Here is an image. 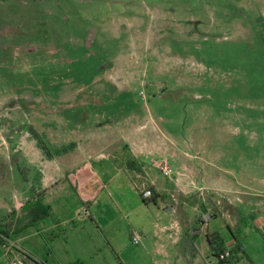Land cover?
Here are the masks:
<instances>
[{"label":"rangeland","instance_id":"1","mask_svg":"<svg viewBox=\"0 0 264 264\" xmlns=\"http://www.w3.org/2000/svg\"><path fill=\"white\" fill-rule=\"evenodd\" d=\"M30 128L52 154L84 134L150 135L147 154L166 158L173 172L164 177L148 160L160 180L180 177L173 155L226 184L217 194L194 190L179 218L159 214L157 203L143 207L132 190L116 199L94 189L93 212L115 214L109 237L92 225L67 241L36 225L12 236V254L0 247V264H31L25 255L46 264H119L123 248L139 264L135 249L152 253L130 243L131 230L156 243V264H214L200 234L197 255H185L200 229L198 211L209 232L234 230L246 255L237 264H264L255 215L238 222L243 190L228 187L235 180L264 188V0H0V151L24 148L26 132L29 149L34 141L45 155ZM102 149L92 144L93 154ZM11 186L0 180V193ZM66 191L52 195L50 215L80 223L82 198Z\"/></svg>","mask_w":264,"mask_h":264},{"label":"crops","instance_id":"2","mask_svg":"<svg viewBox=\"0 0 264 264\" xmlns=\"http://www.w3.org/2000/svg\"><path fill=\"white\" fill-rule=\"evenodd\" d=\"M116 130L119 131V134L112 135L110 133L113 131L109 130L103 138L98 139H94L93 136H87L86 134L79 135L69 142L68 145H63L62 148L56 150L55 153L49 152L51 156H46L41 150L35 149L34 141H32L34 148L29 149L27 142L28 134L25 132L23 136L26 141L24 148L20 150L15 148L13 150L4 149V151H0L1 167H8V170L7 168L4 169V173H0V180L6 181L7 184L9 183V186L13 185L9 187L10 189L13 188L11 191L5 194L0 193V232L4 231L7 235V237L2 236V241L6 245L0 242V247L4 249V252L10 246L11 249L8 250V254H12V250L14 249L17 250L12 242V236L15 233H20L36 225L42 226L44 230L56 229L60 232L61 237L67 241L70 236L76 237L79 232L87 231V228H90L89 226L92 225L95 226L96 230L108 236L106 230L113 229V225L116 222L115 214L111 211L97 216L93 212V206H98L99 204L93 201L92 194L94 193V189L104 192L106 198L116 197V199H119L126 190H132L133 193L137 192L140 198L142 187L152 189L153 193L157 195L153 203H157V210L161 212L159 214H176L177 218H179L180 215H185L183 212L185 207L190 206V197L194 194V190L208 191V194H217L220 193L222 187H225L226 182L220 175H216L213 171L206 168L199 172L198 168L201 167H195V165L188 166L182 160L174 158L173 155L171 158L177 164V172L180 173V177L160 180L155 174L150 172L149 168L146 169L148 160L151 164L159 160L150 158V155L147 154V148L151 147L150 144L153 142V138L150 135L142 136L139 133H132L129 135L130 140H127L125 134H123L124 130ZM20 133L24 134L22 130ZM95 141H100L103 149L93 154L92 144ZM141 143H144L143 147L140 146ZM14 157L17 160H14ZM164 161H166V158H164ZM129 162L133 163L131 167L128 166ZM230 186L231 189L243 190L241 200L239 199L241 204H238L241 212L238 222L242 224L245 216L252 219V215H255L252 221L254 230L261 234L264 239V211L261 210L262 199H264V188L262 190H254L251 184L242 185L235 180H231L228 187ZM9 188L8 190H10ZM68 188L82 198L80 201L83 203V210L79 211L78 215L80 223L75 222L76 219L68 214L62 217H52L50 215V211H53L50 201L53 197L52 195L58 196L62 192L70 194L69 191H66ZM254 191L259 195L255 194ZM175 194L180 195V199L179 197H175ZM256 196H259L261 199L257 201ZM37 200L42 206L49 208V215L31 226H25L24 223L27 221L28 216V206ZM140 200V204H143V207H147L141 198ZM200 201L204 202V197H201ZM101 204H103V200ZM140 204L138 208L141 206ZM205 205L207 206V203ZM196 209L197 207L191 208L193 211H196ZM60 210L62 209L60 208ZM118 210H120L118 211L120 213L125 211V205H120ZM82 212H85V214L82 215ZM198 212L197 217H202L205 221L199 224L200 237L204 236L206 240V235L214 232V234H218L223 239L225 248L230 249L234 245L231 235L229 234L230 237H225L214 229H211L209 232L210 221H206L201 215L203 214L201 211ZM227 227L234 232L229 225H225L226 229ZM141 245H146L152 255L144 251V249H135L133 254L136 255V262L139 264H156L159 261L158 258H155L159 254L156 243H150L148 237L141 236L140 243L136 246ZM112 248L114 250V247ZM126 251L127 248H123L118 252L120 260L123 264H132L129 253L125 254ZM207 251L210 253L208 244ZM21 254L25 255L26 253L21 252ZM25 257L31 264H38V261L35 259L31 258L30 260L26 255ZM13 261L17 260L12 258L11 263ZM122 263L119 262V264Z\"/></svg>","mask_w":264,"mask_h":264},{"label":"trees","instance_id":"3","mask_svg":"<svg viewBox=\"0 0 264 264\" xmlns=\"http://www.w3.org/2000/svg\"><path fill=\"white\" fill-rule=\"evenodd\" d=\"M29 133L31 135V137H33L36 141L38 146H40V148L43 150H45L44 146L42 145V143L40 142V139L38 138L36 131L34 129H29ZM46 156H51L46 150L44 151ZM133 163L129 162L128 166H132ZM151 190V194L152 196L149 199H144L141 196L140 193V198L142 199V202L144 204H148L150 202H155V197L157 195H155V193H153V190ZM49 215V208L48 207H44L40 204V202L37 200L36 202H33L31 205L28 206V216H27V221L24 223L25 226H31L33 224H35L37 221L42 220L44 218H46ZM204 219L202 217L197 218V223H204ZM228 231L230 232L231 237L234 240V245L230 248V249H226L225 245H224V241L223 239L218 235V234H213V235H206V241L207 244L210 248L211 251V256L212 258L215 260L214 264H237V262L240 259H245L246 255L244 253V250L242 248V245L240 244L238 238L234 235V232L229 229L227 227ZM200 234V229L197 230V234L194 235L192 234L190 236V238L187 241V254H185L187 257H189V261L190 258H194V256L197 255L198 251L195 247V242H194V237L199 236ZM2 236H6V233L4 231L0 232V237H1V243L6 245L5 242L2 241ZM225 254H227L225 256ZM223 255V258L221 259L220 256ZM29 259L31 260V258L29 257ZM188 259V258H186ZM188 261V260H187ZM188 261V263H189ZM38 264H45V263H40L37 262ZM78 264V263H77Z\"/></svg>","mask_w":264,"mask_h":264},{"label":"built area","instance_id":"4","mask_svg":"<svg viewBox=\"0 0 264 264\" xmlns=\"http://www.w3.org/2000/svg\"><path fill=\"white\" fill-rule=\"evenodd\" d=\"M153 163L156 164V166L159 169V171L162 174V176L167 177V178L172 176V173H173L172 169L170 168V166L165 161L159 160V161H154ZM141 196L144 199H149L152 196L150 189L142 190ZM81 214L84 215L85 212H82ZM140 240H141L140 234L138 232H136V231H132L131 234H130V243L132 245L136 246V245H138L140 243ZM226 255L227 254H225V256ZM220 258L222 259L223 255L220 256ZM11 264H20V263L17 262V261H13Z\"/></svg>","mask_w":264,"mask_h":264}]
</instances>
